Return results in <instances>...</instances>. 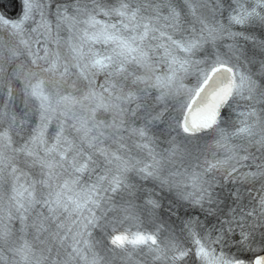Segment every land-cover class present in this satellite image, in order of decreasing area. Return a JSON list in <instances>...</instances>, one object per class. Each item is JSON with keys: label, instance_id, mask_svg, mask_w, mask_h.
<instances>
[{"label": "snow or ice", "instance_id": "snow-or-ice-1", "mask_svg": "<svg viewBox=\"0 0 264 264\" xmlns=\"http://www.w3.org/2000/svg\"><path fill=\"white\" fill-rule=\"evenodd\" d=\"M2 8L8 264H109L90 230L106 228L117 206L128 219L134 200L162 207L164 191L176 195L169 213L192 212L180 239L187 234L200 264H264V0H20L15 18ZM69 89L94 107L81 102L78 114ZM160 124L176 133L163 152ZM177 160L197 163L181 170ZM108 245L129 261L169 250L157 232L115 226ZM171 250L173 261L188 254L175 243Z\"/></svg>", "mask_w": 264, "mask_h": 264}]
</instances>
